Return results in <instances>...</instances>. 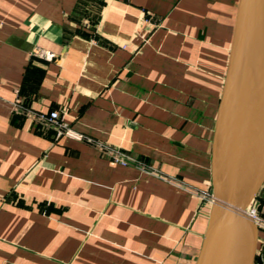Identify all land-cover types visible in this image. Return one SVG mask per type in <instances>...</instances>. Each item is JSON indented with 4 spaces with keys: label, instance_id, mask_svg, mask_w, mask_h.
<instances>
[{
    "label": "crops",
    "instance_id": "crops-1",
    "mask_svg": "<svg viewBox=\"0 0 264 264\" xmlns=\"http://www.w3.org/2000/svg\"><path fill=\"white\" fill-rule=\"evenodd\" d=\"M237 1L0 0V264L195 263Z\"/></svg>",
    "mask_w": 264,
    "mask_h": 264
},
{
    "label": "water",
    "instance_id": "water-1",
    "mask_svg": "<svg viewBox=\"0 0 264 264\" xmlns=\"http://www.w3.org/2000/svg\"><path fill=\"white\" fill-rule=\"evenodd\" d=\"M211 209L194 264H254L245 208L264 175V0H238L211 143Z\"/></svg>",
    "mask_w": 264,
    "mask_h": 264
},
{
    "label": "built area",
    "instance_id": "built-area-1",
    "mask_svg": "<svg viewBox=\"0 0 264 264\" xmlns=\"http://www.w3.org/2000/svg\"><path fill=\"white\" fill-rule=\"evenodd\" d=\"M144 23L149 26V28L154 30L157 27V23L151 21L150 19H144ZM35 55H39L47 60L52 58V54L49 52H43L39 50L33 51ZM11 111L13 114H18L28 122L41 126L47 129H50L54 132L57 137H64L76 142H81L90 145L95 148L101 156L107 157L112 160L114 163H117L121 166L126 165H137L134 160L131 158L121 154L116 149H111L105 145H100L98 143H94L93 141L87 139L86 137L72 131L65 123L61 120V114L58 112L50 111V112H39L32 110L31 108H26L22 106L19 102L12 103L10 105ZM209 201L211 202V195L209 196ZM257 205L255 204V200L253 199L250 203V206L247 207V215L251 217L254 221L257 229H258V238L259 242H262L263 247L262 251L264 252V241L259 237V233L264 234V219L258 215ZM264 238V237H263ZM258 240V239H257ZM264 240V239H263ZM259 255L258 249H256V256ZM262 259L264 258V254L261 255Z\"/></svg>",
    "mask_w": 264,
    "mask_h": 264
},
{
    "label": "rangeland",
    "instance_id": "rangeland-1",
    "mask_svg": "<svg viewBox=\"0 0 264 264\" xmlns=\"http://www.w3.org/2000/svg\"><path fill=\"white\" fill-rule=\"evenodd\" d=\"M254 200H255V204L257 205V212H258V215L260 216V217H262L263 219H264V214L262 213V211H261V208L259 207V202H258V199H256V196H254ZM259 237L261 238V240L262 241H264L263 239V237H264V234H262V233H259ZM263 243L262 242H260V244L258 245V247L256 248V249H258V251H259V255H257V256H255V261H254V264H264V258L262 259V257H261V255H262V253L264 254V252L262 251V247H263V245H262Z\"/></svg>",
    "mask_w": 264,
    "mask_h": 264
},
{
    "label": "bare ground",
    "instance_id": "bare-ground-1",
    "mask_svg": "<svg viewBox=\"0 0 264 264\" xmlns=\"http://www.w3.org/2000/svg\"><path fill=\"white\" fill-rule=\"evenodd\" d=\"M253 199H254V198H253ZM253 199H252V200H253ZM252 200H251V201H252ZM251 201L247 203V206H246V208H245V215H246L248 218H251V217L247 215L246 211H247V207L250 206Z\"/></svg>",
    "mask_w": 264,
    "mask_h": 264
}]
</instances>
